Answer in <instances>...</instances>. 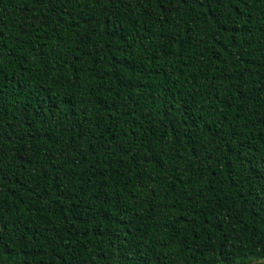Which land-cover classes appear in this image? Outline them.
Here are the masks:
<instances>
[{
  "label": "trees",
  "instance_id": "1",
  "mask_svg": "<svg viewBox=\"0 0 264 264\" xmlns=\"http://www.w3.org/2000/svg\"><path fill=\"white\" fill-rule=\"evenodd\" d=\"M0 264H264V0H0Z\"/></svg>",
  "mask_w": 264,
  "mask_h": 264
}]
</instances>
